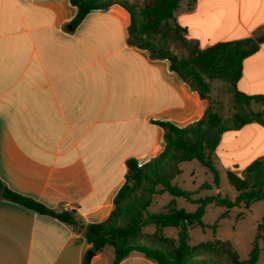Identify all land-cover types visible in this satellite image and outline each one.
<instances>
[{
  "label": "crops",
  "instance_id": "crops-1",
  "mask_svg": "<svg viewBox=\"0 0 264 264\" xmlns=\"http://www.w3.org/2000/svg\"><path fill=\"white\" fill-rule=\"evenodd\" d=\"M75 12L69 0H0V180L88 224L113 208L125 160L141 164L162 149L155 121L185 126L206 101L167 59L127 41L121 5L91 10L71 27ZM173 19L205 48L263 33L264 0H181ZM235 87L264 96V42L242 59ZM211 159L217 177L219 167L241 175L253 160L264 162V126L222 132ZM88 249L82 227L0 198V264H80ZM112 257L103 247L88 264ZM118 264L155 263L131 252Z\"/></svg>",
  "mask_w": 264,
  "mask_h": 264
},
{
  "label": "trees",
  "instance_id": "trees-1",
  "mask_svg": "<svg viewBox=\"0 0 264 264\" xmlns=\"http://www.w3.org/2000/svg\"><path fill=\"white\" fill-rule=\"evenodd\" d=\"M181 0H69L76 7L68 24L77 25L91 10L105 9L112 3L121 5L129 15L127 41L144 48L152 58H165L169 68L191 90L206 101L202 116L185 125L175 126L167 121H155L162 128L163 147L149 160L138 164L136 159L125 160L124 181L113 197V208L100 222L82 224L74 219L72 212L54 211L38 201L14 192L0 180V198L14 202L37 213L47 214L83 228L89 249L98 252L103 247L112 250L109 264L119 261L131 252H137L155 264H256L261 247H264V213L255 226L252 244L245 259L226 239H213L188 244L187 230L203 226L201 216L207 204L226 208L248 206L264 199V162L255 159L241 175L226 171L227 182L236 194L232 199L219 195L191 198L192 192L171 183L181 170V162L197 160L211 174L217 184V170L211 154L222 132L238 129L248 122L264 126V96L247 95L235 87L240 75L242 59L254 52L264 42V32L255 37L216 42L199 48L196 41L184 35V28L173 19V12ZM220 80L229 88L233 103L230 121L226 122L214 106L210 96L213 80ZM261 105L260 110H251L249 105ZM167 192L172 198L164 210L149 212L153 195ZM174 197H181L193 204V211L177 207ZM152 224L154 230L144 233L142 227ZM176 227V237L162 233L164 227ZM87 252V251H86ZM80 264H88L85 254Z\"/></svg>",
  "mask_w": 264,
  "mask_h": 264
},
{
  "label": "rangeland",
  "instance_id": "rangeland-1",
  "mask_svg": "<svg viewBox=\"0 0 264 264\" xmlns=\"http://www.w3.org/2000/svg\"><path fill=\"white\" fill-rule=\"evenodd\" d=\"M211 98L215 101L214 106L218 113L226 122H229L234 109L226 83L218 79L213 80ZM180 168L181 172L175 176L171 183L192 192L193 197L217 194L220 197L232 199L236 194L234 188L227 182L226 176L220 167L217 184L213 182L212 174L195 159L182 163ZM155 197V202L147 207L149 212L162 211V207L168 203L170 195L163 192L160 195H153L152 200ZM174 203L177 207H182L186 211H193L195 208V204L181 197H175ZM248 206L240 204L226 208L220 205H206L201 216L203 226H193L187 230L188 244L213 239H227L237 248L239 258H246L255 234V226L264 213V199L256 200L252 202L250 207ZM153 228L152 224H148L142 228V231L149 233ZM162 232L164 235L176 237L177 228L165 227ZM258 243L261 249L256 264H264V247H262L260 239Z\"/></svg>",
  "mask_w": 264,
  "mask_h": 264
},
{
  "label": "water",
  "instance_id": "water-1",
  "mask_svg": "<svg viewBox=\"0 0 264 264\" xmlns=\"http://www.w3.org/2000/svg\"><path fill=\"white\" fill-rule=\"evenodd\" d=\"M92 255H93V251L92 250H87V252L85 254L86 260H89Z\"/></svg>",
  "mask_w": 264,
  "mask_h": 264
}]
</instances>
